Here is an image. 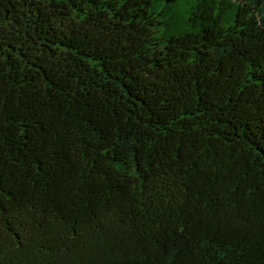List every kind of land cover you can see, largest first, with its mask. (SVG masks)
Wrapping results in <instances>:
<instances>
[{"label":"trees","instance_id":"trees-1","mask_svg":"<svg viewBox=\"0 0 264 264\" xmlns=\"http://www.w3.org/2000/svg\"><path fill=\"white\" fill-rule=\"evenodd\" d=\"M0 264H264V0H0Z\"/></svg>","mask_w":264,"mask_h":264}]
</instances>
